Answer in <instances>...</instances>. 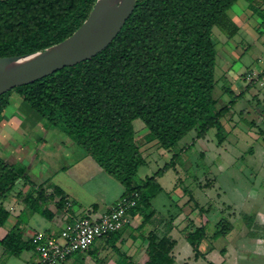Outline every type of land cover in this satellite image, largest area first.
<instances>
[{"label":"trees","instance_id":"obj_1","mask_svg":"<svg viewBox=\"0 0 264 264\" xmlns=\"http://www.w3.org/2000/svg\"><path fill=\"white\" fill-rule=\"evenodd\" d=\"M96 1L0 0V57L58 44L87 20ZM237 1L136 0L133 13L103 51L0 95V122L12 93H16L41 117L45 128L60 129L118 180L124 187L123 196L138 194L137 205L130 214L141 216L139 227L143 228L157 214L152 202L164 190L158 178L175 168L179 153H173L168 163L139 182L137 173L147 164L142 144L155 140L160 149L172 151L191 132H195L193 145L211 129H216L219 145L227 138L222 119L231 112L235 97L241 93L217 108L213 28L224 23L228 10ZM138 119L148 130L144 139L136 136L134 121ZM21 181L31 187L23 198L31 211L51 219L54 213L67 208L69 196L61 187L56 185L47 193L44 185L36 186L30 180L26 165L10 164L0 158V198H7ZM51 201H55L54 209ZM9 213L0 203V226L8 220ZM165 220L170 226L174 217ZM230 230L231 222L221 219L213 237L227 235ZM170 231L168 226L164 231H149L145 236L146 250L138 264L176 263L177 241ZM183 235L197 258L206 238L205 224L197 227L191 222ZM111 236L119 239L121 235L117 231L102 239ZM0 243L13 256L31 246L35 250L31 241L22 240L17 228L10 230ZM117 252L116 264H127L128 256L118 249Z\"/></svg>","mask_w":264,"mask_h":264},{"label":"rangeland","instance_id":"obj_2","mask_svg":"<svg viewBox=\"0 0 264 264\" xmlns=\"http://www.w3.org/2000/svg\"><path fill=\"white\" fill-rule=\"evenodd\" d=\"M247 1L238 0L227 13L224 23L213 28L217 48L214 90L217 108L229 104L235 97L228 89H234L236 94L245 89L241 74L244 70H262L259 59L263 60L264 49L257 47L259 43L254 41L252 33L246 35L244 31L239 32L242 10ZM225 49L232 53L227 57V65L221 60L219 62L220 53L226 54ZM261 77L249 85L246 94L244 92L242 96L235 97L231 112L222 119L227 138L221 146L217 145L216 129H211L208 134L211 147L215 149L218 146V150H222V157L223 150L228 148L225 161L215 152L208 157L201 156V148L197 145L180 150L183 144L192 142L191 136L187 135L181 142L183 144H178L172 151H164L156 144L150 152L145 153L147 164L137 173L136 180L140 182L168 163L173 153H179L177 171L170 169L160 177L164 190L152 202L160 216L174 214L179 209L195 210L197 201L189 199L195 196L200 200L198 179L209 178L206 183L211 187V194L206 197V203H202L204 199L200 201L201 208L206 206V209L202 213L194 211L195 217L200 215L199 225L193 219H184L186 226L191 222L197 227L205 224L206 238L201 251L205 254L209 250V253L207 259H199L198 264H264V79ZM11 102L4 111L6 116L16 110L14 96ZM20 110V114L25 115L23 109ZM137 121L136 125L144 124L140 119ZM253 121L255 123L251 125ZM215 158L221 166H213L211 162ZM20 188L21 185H15L9 194L18 192ZM224 218L231 222L233 231L228 235L212 237L216 224ZM172 236L177 240L176 251L181 252L180 257H186L191 251L190 244L181 232L177 231ZM213 247L214 251L210 252ZM227 255L228 258H225Z\"/></svg>","mask_w":264,"mask_h":264},{"label":"crops","instance_id":"obj_3","mask_svg":"<svg viewBox=\"0 0 264 264\" xmlns=\"http://www.w3.org/2000/svg\"><path fill=\"white\" fill-rule=\"evenodd\" d=\"M247 2L248 3H245L242 10L239 32L244 31L246 35L252 33L254 41L259 43L257 47L264 49V0H248ZM231 8L229 10H231ZM259 48L258 50H260ZM225 51L226 54L224 52L220 53L219 62L221 60V62L223 61L227 65V57L232 53L228 49H225ZM259 62L262 67L261 72H256L255 69L247 68L241 73L245 80V89L240 92L241 96L244 92L245 94L247 93L246 91L249 85L258 81L260 76L264 79V58L263 60L259 59ZM230 90L235 96L240 94H236L235 90L232 88H230ZM13 96L16 110L11 111L7 116L3 114L2 121L0 122V158L10 164L22 163L26 165L28 168V176L36 186L42 184L47 193H50L52 188L57 185L67 193L69 200L66 209L54 213L51 219L46 218L42 214L31 211L25 207L23 198L25 194L31 190V187L29 185H24L23 181L18 182V185H21L18 192H12L4 200L0 198V203L10 211L8 220L4 225L0 226V241L14 228L20 231L24 242L31 241L33 235L38 232L57 235L68 222H71L75 218L89 215L99 216L107 212L123 196L124 187L122 184L114 177L107 174L96 161L85 155L79 147L74 145L70 139L63 135L60 129L45 128L41 117L34 113L19 95L12 93L9 105L12 103L11 99ZM20 109H23L25 115L20 114ZM231 121L234 123L233 118ZM137 122V120L134 121L136 136L139 139H144L148 130L142 123L136 125ZM254 123L255 121H253L251 125ZM189 135L193 142L195 132H191ZM181 142L182 140L178 144H183ZM192 142L183 144L180 150L183 149V151H185L187 148L197 145L201 148V156L208 157L209 154L215 152L222 161H225L226 154L229 152L226 147L223 150L224 155L222 157V150H218V146L221 145L217 144L218 146H216L215 149L214 147L212 148L208 135L203 139H197L193 145ZM156 144L157 141L155 140L142 144V154L145 155V153L150 152V149L152 150ZM215 160L216 158L211 162L213 166H221V163ZM177 164L175 168H172L175 171H177ZM159 179L160 178H158V180ZM206 179L209 178L207 177ZM206 179L202 181L198 179V192L201 194L200 200L198 201L195 196H191V199H189L190 201L194 198V200L197 201L196 203L198 206H195V210L183 211L179 209V211H176L174 214L168 213V216H160V213L157 212L155 220L143 228L139 227L141 216H130L129 222L131 221V224L127 223V226L125 224L124 227L119 230L121 235L119 239H116L115 236L99 239L87 252L75 253L68 257L62 264H116L119 259L117 249L128 256L129 260L127 264H138L146 250L147 243L145 236L149 231L155 228L164 231L168 226L171 228L170 234L172 236L173 233L177 231L183 234L186 226L184 219H193L196 224L200 222V215L198 214L197 217H195L194 211H197V213L200 211L202 213L204 209H206V206H202V208L200 206L201 199H204L202 203H206V197H209L211 194V187L207 186ZM20 192L22 193L21 196L18 195ZM54 202L55 201H51L50 203L52 209L55 207ZM170 216H173L174 220L169 226L164 222L166 221L165 219ZM162 219L164 220L162 222L163 224L159 225ZM262 224L264 225V223ZM231 231H233V228L230 232ZM202 243L199 247L202 254L197 258L194 257L192 248L186 257H180L181 252L179 250L176 251V244L174 248L175 264H184L186 262L188 264H198L199 259H207L209 250L205 251L204 254V252H202L204 249ZM214 248L215 247H213L210 252L214 251ZM240 250H242V248H240ZM225 258H228V255ZM37 263L38 254L32 246L30 249L24 250L19 256H13L10 255L0 243V264Z\"/></svg>","mask_w":264,"mask_h":264},{"label":"water","instance_id":"obj_4","mask_svg":"<svg viewBox=\"0 0 264 264\" xmlns=\"http://www.w3.org/2000/svg\"><path fill=\"white\" fill-rule=\"evenodd\" d=\"M135 6L136 0H97L87 20L58 44L45 50L0 57V95L100 53L121 31Z\"/></svg>","mask_w":264,"mask_h":264},{"label":"built area","instance_id":"obj_5","mask_svg":"<svg viewBox=\"0 0 264 264\" xmlns=\"http://www.w3.org/2000/svg\"><path fill=\"white\" fill-rule=\"evenodd\" d=\"M137 202V193L123 196L102 215L75 218L57 235L34 234L31 242L38 254L37 264H62L75 253L87 252L97 240L121 230Z\"/></svg>","mask_w":264,"mask_h":264}]
</instances>
